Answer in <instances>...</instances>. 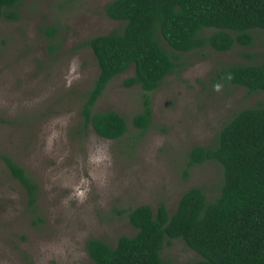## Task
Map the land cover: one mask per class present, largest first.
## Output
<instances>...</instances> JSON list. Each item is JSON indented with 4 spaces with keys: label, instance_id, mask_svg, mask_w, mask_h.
<instances>
[{
    "label": "rangeland",
    "instance_id": "1",
    "mask_svg": "<svg viewBox=\"0 0 264 264\" xmlns=\"http://www.w3.org/2000/svg\"><path fill=\"white\" fill-rule=\"evenodd\" d=\"M110 1L23 0L18 19L0 20V153L38 184L32 205L0 157V264H90L88 238L115 245L136 232L122 210L163 202L174 211L191 186L214 199L223 167L205 161L186 176L189 150L213 144L239 110L264 104L263 90L251 93L217 75L230 64L264 59V30L256 29L250 46L179 53L184 65L150 92L146 130L132 122L146 91L123 85L134 66L109 82L94 107L120 112L128 131L110 139L86 127L81 111L99 66L92 48L80 44L122 28L105 13ZM161 255L166 264L200 258L179 238L166 241Z\"/></svg>",
    "mask_w": 264,
    "mask_h": 264
},
{
    "label": "trees",
    "instance_id": "2",
    "mask_svg": "<svg viewBox=\"0 0 264 264\" xmlns=\"http://www.w3.org/2000/svg\"><path fill=\"white\" fill-rule=\"evenodd\" d=\"M22 1L0 0V20L18 19ZM105 13L123 26L80 44L92 48L99 66L81 113L86 127L110 139L128 131V120L120 112L94 110L113 78L134 66L123 85L139 84L146 91L143 109L132 119L146 130L153 121L150 92L184 65L179 53L250 46L253 31L264 30V0H111ZM217 75L251 93L264 91V59L230 64ZM188 154L186 176L193 165L205 161L223 167L220 193L209 199L203 187L191 186L174 211L163 202L156 209L144 203L122 210L136 232L120 235L115 245L88 238L90 264H166L161 251L166 241L177 238L200 256L185 264H264V104L239 110L219 129L213 144L195 145ZM0 157L34 205L37 182L10 155Z\"/></svg>",
    "mask_w": 264,
    "mask_h": 264
},
{
    "label": "clouds",
    "instance_id": "3",
    "mask_svg": "<svg viewBox=\"0 0 264 264\" xmlns=\"http://www.w3.org/2000/svg\"><path fill=\"white\" fill-rule=\"evenodd\" d=\"M216 87L219 88L220 86L219 85H216ZM78 194L82 195V193H78Z\"/></svg>",
    "mask_w": 264,
    "mask_h": 264
}]
</instances>
